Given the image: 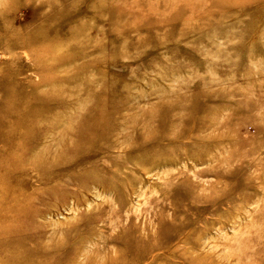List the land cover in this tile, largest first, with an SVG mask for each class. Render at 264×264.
<instances>
[{"label": "rangeland", "instance_id": "rangeland-1", "mask_svg": "<svg viewBox=\"0 0 264 264\" xmlns=\"http://www.w3.org/2000/svg\"><path fill=\"white\" fill-rule=\"evenodd\" d=\"M0 264H264V0H0Z\"/></svg>", "mask_w": 264, "mask_h": 264}, {"label": "bare ground", "instance_id": "bare-ground-1", "mask_svg": "<svg viewBox=\"0 0 264 264\" xmlns=\"http://www.w3.org/2000/svg\"><path fill=\"white\" fill-rule=\"evenodd\" d=\"M171 107H168L167 108V111H166V115H165V118H164V121H163V123H162V133H160V135L159 136H156V133L154 132L153 133V129L151 130L150 129V127H151V123H152V121L156 118L157 119V117H156V113H155V110L153 111H150V112H148L147 114H145L144 116H145V120H144V122H142V128H143V130H141V132H142V135L139 137V139H138V143L137 144H135L133 147H131L130 146V148H127V150L132 154V152H133V154L135 153V154H139V155H136L135 157H136V159H133L135 162L134 163H137V162H141L142 160H140V159H143V160H147L148 161V159H150V158H152V159H154V160H156V161H159V162H163L164 164H173L174 165V163H173V161L172 160H165L164 158H162V157H164V156H162L163 154L164 155H166L165 153H166V150H168L169 151V149H165V148H163L164 146L162 145V141L166 138V136L167 135H171L172 134V130L174 129V127H176V126H180L182 123V125H183V127L186 125V123H185V121H187L188 120V117L184 120V121H182V118H180L179 117V119H178V117L177 116H175L174 115V113L177 111V110H181V111H184V113L186 112V114L187 115H192V110H188L187 109V111H185V107H180V105L178 104V105H170ZM185 106V105H184ZM180 111V112H181ZM179 111H177V113H178ZM213 112H215V111H213ZM157 114H158V111H157ZM183 114V113H182ZM216 114V113H215ZM177 115V114H176ZM212 115H214V114H212ZM217 115V114H216ZM212 117V116H211ZM183 118H185L184 117V115H183ZM155 122V121H154ZM140 123V122H139ZM156 123V122H155ZM89 126H90V128H93L92 130H94L95 129V125H94V123H87ZM141 124V123H140ZM139 124V125H140ZM154 124H152V126H153ZM156 125V124H155ZM191 126V125H190ZM206 126V122L205 121H203L202 119H201V117H199L196 121H195V125H194V128L195 129H198L199 131L202 129V128H204ZM213 126V125H212ZM139 127H141V125L139 126ZM181 127V126H180ZM180 127H177V128H180ZM87 129V128H86ZM87 131H91L90 129H87ZM172 131V132H171ZM176 130H174V132H175ZM205 131V130H204ZM116 133H117V131H115ZM177 132H178V129H177ZM212 132V131H211ZM110 133H111V135L110 136H112V130L110 131ZM213 133V132H212ZM134 135V134H133ZM169 135V136H170ZM173 135V134H172ZM196 135V134H195ZM86 134L84 135V140L86 141V144H91L93 141H90V140H88L86 137ZM174 136H175V134H174ZM179 136H181V135H179ZM187 136V135H186ZM197 136V135H196ZM130 137H131V134H130ZM195 137V136H194ZM215 137H216V135H215ZM128 138H129V136H128ZM172 138H174L175 139V137H172ZM197 138V137H196ZM205 138H206V136H205ZM211 138V137H210ZM123 139H125V138H123ZM130 139V138H129ZM151 139H153L154 140V142H156V143H158L156 146H154L152 149H149V151H147V150H143L144 148L146 149L147 148V146L149 145V141L151 140ZM177 139V138H176ZM131 140V139H130ZM125 141V140H124ZM126 141H128V140H126ZM189 141V140H188ZM89 142V143H88ZM165 142V141H164ZM168 142H169V144L171 145H176V143L173 141V140H171V139H169L168 140ZM90 144L87 146V147H89L90 146ZM210 144V143H209ZM163 146V147H162ZM157 147H161V151L160 152H158L159 150H157L156 151V148ZM90 148V147H89ZM174 149V148H173ZM132 150V151H131ZM170 151H172V149L170 148ZM169 153V152H168ZM171 153V152H170ZM172 154V153H171ZM168 156H166V158H167ZM168 158H170V157H168ZM172 158V157H171ZM65 160V159H67V157H65V156H62L61 158H60V160ZM59 160V158H57L55 161H53V163L52 162H50L51 164H53V166H57L61 161ZM68 160H70V159H68ZM177 160V159H176ZM158 163V162H157ZM45 167V166H44ZM44 171H46V170H44ZM246 176V175H245ZM245 179H246V177H245ZM245 185V184H244ZM246 186V185H245ZM244 190V189H243ZM166 193V192H165ZM233 193H235V192H233ZM237 193V192H236ZM167 194V193H166ZM168 195V194H167ZM225 196H226V194H225ZM184 197H186V196H184ZM219 197H221V196H219ZM219 197H217V198H219ZM168 227H169V225H168ZM174 230H176V232L175 233H177V231H179V227H174ZM172 237L173 236H165V235H162V238H165V242H168L170 239H172ZM194 243V242H193ZM165 245V243L163 244L162 243V241L160 242V243H158L157 245H156V247H155V249H160L161 247H163ZM194 246H197V244L196 243H194L193 244ZM150 249L151 248H149L148 249V252L146 253V254H148V253H151L150 252ZM154 249V250H155ZM194 249H198L197 247L196 248H194ZM145 254V253H144ZM68 260V259H67ZM256 262H258V261H256ZM53 263V262H52Z\"/></svg>", "mask_w": 264, "mask_h": 264}]
</instances>
